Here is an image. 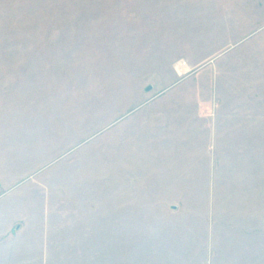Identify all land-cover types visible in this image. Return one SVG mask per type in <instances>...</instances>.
Segmentation results:
<instances>
[{
    "label": "rangeland",
    "instance_id": "374dc122",
    "mask_svg": "<svg viewBox=\"0 0 264 264\" xmlns=\"http://www.w3.org/2000/svg\"><path fill=\"white\" fill-rule=\"evenodd\" d=\"M0 264H264V0H0Z\"/></svg>",
    "mask_w": 264,
    "mask_h": 264
},
{
    "label": "water",
    "instance_id": "95a60500",
    "mask_svg": "<svg viewBox=\"0 0 264 264\" xmlns=\"http://www.w3.org/2000/svg\"><path fill=\"white\" fill-rule=\"evenodd\" d=\"M150 87V86H149Z\"/></svg>",
    "mask_w": 264,
    "mask_h": 264
}]
</instances>
